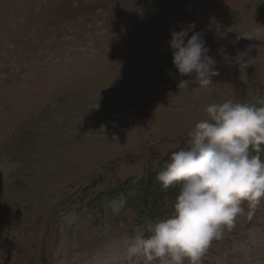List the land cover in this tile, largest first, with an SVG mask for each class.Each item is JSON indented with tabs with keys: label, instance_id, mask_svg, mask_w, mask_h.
Returning a JSON list of instances; mask_svg holds the SVG:
<instances>
[{
	"label": "rangeland",
	"instance_id": "obj_1",
	"mask_svg": "<svg viewBox=\"0 0 264 264\" xmlns=\"http://www.w3.org/2000/svg\"><path fill=\"white\" fill-rule=\"evenodd\" d=\"M192 22L209 90L177 88L168 41ZM262 97L264 0H0V264H143L123 240L171 215L163 163L207 105ZM202 264H264V201Z\"/></svg>",
	"mask_w": 264,
	"mask_h": 264
},
{
	"label": "clouds",
	"instance_id": "obj_2",
	"mask_svg": "<svg viewBox=\"0 0 264 264\" xmlns=\"http://www.w3.org/2000/svg\"><path fill=\"white\" fill-rule=\"evenodd\" d=\"M196 27L195 22L181 25L168 41L179 90H188L193 81L209 90L212 78L220 75L204 32L194 31ZM220 29L213 18L208 30ZM219 52L226 66L247 67L242 57L238 61L225 49ZM205 112L207 118L188 132V147L173 152L156 175L164 191L180 185L171 215L147 220L124 237L129 259L141 258L143 264H184L185 260L202 264L211 243L232 231L239 217L251 219L264 201V97L256 104L212 103Z\"/></svg>",
	"mask_w": 264,
	"mask_h": 264
},
{
	"label": "trees",
	"instance_id": "obj_3",
	"mask_svg": "<svg viewBox=\"0 0 264 264\" xmlns=\"http://www.w3.org/2000/svg\"><path fill=\"white\" fill-rule=\"evenodd\" d=\"M257 102H254L253 104H256ZM259 106V105H258ZM165 163H163V166H164ZM163 168V167H162ZM137 189H136V195L135 197H133L134 199H139L138 201H143L145 202V199L146 197L149 195L148 191L147 190H144L141 185L142 183H139L137 184ZM180 187V185H178ZM131 202V201H130ZM130 202H127V203H130ZM153 216V215H152Z\"/></svg>",
	"mask_w": 264,
	"mask_h": 264
}]
</instances>
